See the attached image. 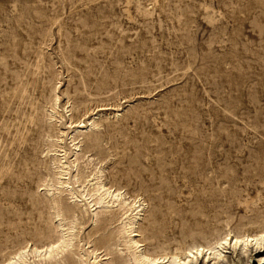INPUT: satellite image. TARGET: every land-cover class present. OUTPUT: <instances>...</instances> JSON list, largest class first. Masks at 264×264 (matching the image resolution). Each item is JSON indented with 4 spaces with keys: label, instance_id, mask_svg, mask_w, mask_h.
Wrapping results in <instances>:
<instances>
[{
    "label": "rangeland",
    "instance_id": "rangeland-1",
    "mask_svg": "<svg viewBox=\"0 0 264 264\" xmlns=\"http://www.w3.org/2000/svg\"><path fill=\"white\" fill-rule=\"evenodd\" d=\"M125 5L0 0V263L55 237L38 186L56 94L76 118L109 108L92 152L148 203L158 251L264 225V0H132V18Z\"/></svg>",
    "mask_w": 264,
    "mask_h": 264
},
{
    "label": "bare ground",
    "instance_id": "bare-ground-1",
    "mask_svg": "<svg viewBox=\"0 0 264 264\" xmlns=\"http://www.w3.org/2000/svg\"><path fill=\"white\" fill-rule=\"evenodd\" d=\"M131 1L125 0L124 12L129 18H132ZM59 96L56 94L46 109V124L54 134L45 137L49 144L45 152L49 166L38 186L52 210L55 237L42 244L28 242L9 257L4 256L6 259L0 264H248L250 253L258 254L257 262L264 264V225L256 229H228L213 240L205 238L173 249L158 251L148 244L155 237L153 225L150 232L148 226H143L148 218V203L140 194L133 197L108 180L105 161L92 152L100 147L93 133L102 127L100 119L108 117L102 111L109 108L94 109L90 114L82 111L83 116L76 118L74 107L62 108ZM64 110L69 114H64ZM123 110V107L115 109L112 117L122 116ZM84 133L89 138L86 144ZM82 163L90 171H84ZM27 174L26 164L21 165L7 188L12 190L13 180ZM261 216L264 220V214ZM85 224H90L88 231Z\"/></svg>",
    "mask_w": 264,
    "mask_h": 264
}]
</instances>
